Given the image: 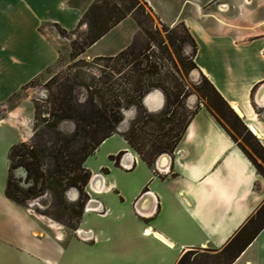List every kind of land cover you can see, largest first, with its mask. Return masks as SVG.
Returning a JSON list of instances; mask_svg holds the SVG:
<instances>
[{"label":"crops","instance_id":"crops-1","mask_svg":"<svg viewBox=\"0 0 264 264\" xmlns=\"http://www.w3.org/2000/svg\"><path fill=\"white\" fill-rule=\"evenodd\" d=\"M76 1L0 0V108L56 59L50 27H81L87 6ZM143 1L163 23L187 28L197 44L196 70L234 111L232 104L238 107L240 114L235 113L264 147V0ZM169 9L175 13L169 15ZM136 31L127 15L87 50L112 56L127 47ZM105 40L112 45L102 44ZM28 130L29 119L21 111L0 117V247L32 258L42 240L61 250L62 236L5 195L9 150L26 140ZM116 136L119 143L103 151L112 165L99 161L94 166L91 156ZM120 151L116 165L110 155ZM85 166L90 201L80 218V239L72 240L97 252L86 251L80 264H177L191 249L220 250L264 204L263 176L205 106L192 115L172 154L161 155L158 163L148 165L122 134L113 133ZM93 215L127 218L128 233L94 230ZM229 264H264V226Z\"/></svg>","mask_w":264,"mask_h":264},{"label":"rangeland","instance_id":"rangeland-1","mask_svg":"<svg viewBox=\"0 0 264 264\" xmlns=\"http://www.w3.org/2000/svg\"><path fill=\"white\" fill-rule=\"evenodd\" d=\"M76 2L87 6L85 22L73 31L50 27L54 31L56 59L13 95L5 108H0V117L15 110L21 111L23 117L29 119L30 130L25 134L23 143L40 151L41 169L51 182L57 176L52 153L55 145L67 142V149L62 151V157H67V177L77 173L68 171L71 166L69 161H73L76 166L81 165L84 145L88 142L86 131L95 128L96 124L100 126L106 123L102 118L90 115L94 109L100 110L107 118L112 110L119 109L122 119L116 125L115 133L129 135L139 153L152 158L157 146L172 144L190 114L198 107H207L209 101L223 110L224 115L215 112L221 123L264 171V155L255 141L248 138L242 125L226 108H222L209 84L194 68L192 43L182 23H163L143 0ZM167 12L169 15L175 13L171 9ZM162 14L168 18L164 11ZM127 15L137 31L123 51L111 57L98 56L87 50V47H84L83 52L80 51L97 31L105 30L116 19ZM107 43L111 46L113 42ZM138 87L146 89V92L141 98H132L133 102L128 103L126 94H132L131 90ZM152 91L160 95L161 104L158 108H150L145 103L146 95ZM62 98L73 105V116H58ZM91 100L95 108L91 106ZM119 141V137H112L89 161L94 166L99 161L112 165L104 157L103 151L116 146ZM172 152L158 155L154 164L158 163L161 155H171ZM122 156L123 152L118 156V162ZM11 164L10 180L26 190L31 181L25 180L26 171L18 164V156L14 153L11 155ZM82 166L87 168L85 161ZM65 180L63 178V183ZM89 201L86 185L82 190L67 185L62 193L55 192V188L51 187L37 196H23L24 205L39 216L43 226L51 224L57 228V235L61 232V250L42 240L40 250H34V257L29 258L5 245L0 247V264H80L81 255L86 251L94 255L96 249L85 248L81 242L72 240L80 239L77 230L83 209ZM263 220L264 210L255 217L245 235ZM91 224L94 230L105 228L111 236L123 233L118 229L127 234L131 225L127 218H98L94 215ZM228 258L229 254L223 249H191L180 264H226Z\"/></svg>","mask_w":264,"mask_h":264},{"label":"trees","instance_id":"trees-1","mask_svg":"<svg viewBox=\"0 0 264 264\" xmlns=\"http://www.w3.org/2000/svg\"><path fill=\"white\" fill-rule=\"evenodd\" d=\"M122 18L116 19L113 24H116ZM83 22H85V13L83 14L82 19H81V23H83ZM109 27H107L103 31H97L92 37H90L88 39L87 43L84 44V46L80 49V51L83 52L84 47H88L89 45L94 43L97 39H99L108 30ZM187 33H188V37L191 40L192 48H193V54H194V52L196 51V48H197V44H196L195 40L193 39V37L188 32V30H187ZM193 64H194V68H197L195 62H193ZM200 74H201V77H203L205 79V81L209 84L214 95L219 100V103L221 104L222 108L223 107L226 108L230 112V114L234 117L236 122L240 123L242 125L247 137L255 141L258 148L260 149V151L264 155V147L261 145V143L256 138V136L248 130V128L244 125V123L240 119V117L228 105V103L223 99V97L219 94V92L215 89V87L209 82V80L202 73H200ZM131 92H132V94H129V93L126 94V99H127L128 103L133 102V99L135 97L137 99L141 98L144 95V93L146 92V89L138 87L136 89L131 90ZM90 104L92 107L95 108V103L92 100L90 101ZM58 107H59V111H61V113L58 115L60 118L73 116L72 115V114H74L73 105H71V102H69L66 98L65 99L62 98L59 101ZM206 108L221 123V121L217 117L216 113H221L224 115L223 110L222 109L220 110V108H218L216 106V104L211 103L210 101L207 102ZM196 110L197 109H195V111L190 114V116L188 117L187 121L185 122V125L183 126L181 132L179 133L178 136H176L174 138L173 143L167 144V146H165V147L157 146V148L154 151V156L152 158L141 155L139 153L137 147L134 145L131 137L127 134H122V135L125 138V140L127 141V143L129 144V146H131L135 151H137L139 153L141 159L144 160L148 165H152L154 163L153 161L155 160V158L158 155L162 154L163 152H170V151L174 150L176 144L178 143L179 139L181 138V136L185 130L186 125L188 124L190 118L196 112ZM90 115L97 116V118H102L106 123H103L100 126H99V124H96L95 128H92L91 130L86 131V136H87L88 142L84 145L85 146L84 147V154H83V157L81 159V165L76 166L73 163V161H69V163H71V166L69 167L68 171L69 172L73 171L75 173L77 172L75 175H72L71 177H67V171H66L67 170V157L66 158L62 157V151L67 149V142H65L64 145H60V144L58 146L55 145L52 149V153L54 156V163H55L54 173H57L55 180L52 182L49 180V178L45 175L44 171L41 169L42 159H41L40 151L38 149H36L34 146H28L23 142L20 144H14L13 146H11V148L9 150V175H8L7 184H6V188H5V195L8 198L24 205L23 196H27V195L28 196H37V195L41 194V192L44 189H47V188L54 187L55 192H58V193H62L64 191V189L67 187V185L68 186H74V187H77L78 189L82 190L85 187V185L87 184L89 176H90V171L87 168H84L82 166V163L85 161V159L91 153L94 152V150L99 146V144L103 140H105L107 137H109L113 133H115L116 125L122 119V113L119 111V109L117 111L112 110V112H110L108 114V116H109L108 118L105 116V114H103L102 112H100V110H97V109L96 110L94 109V111H91ZM238 145L243 150V152L249 157V159L252 161V163L255 165L259 174H261L264 177V171L261 169V166L251 157V155L245 150V148L241 144L238 143ZM121 152L122 151L118 152L115 156L110 155V158L114 160L116 165H118V156L121 154ZM13 153L18 156V164L20 166H22L26 171L25 180L31 181V184L27 187L26 190L21 189L17 184L13 183L10 180L11 168L13 167V165L11 164V155ZM63 178L66 179L65 183H63V181H62ZM39 182L41 183L40 186H38ZM263 210H264V204L241 227V229L231 238V240L223 247L224 252H227L229 254V258H228L226 264H229V262L232 261L245 248V246L255 237V235L259 232V230L264 226V220H263L256 227H254L249 234L245 235L246 234L245 232L253 224L255 217L257 215H259ZM187 252H189V251H186L180 257L177 264L181 263V261L184 259V256Z\"/></svg>","mask_w":264,"mask_h":264},{"label":"bare ground","instance_id":"bare-ground-1","mask_svg":"<svg viewBox=\"0 0 264 264\" xmlns=\"http://www.w3.org/2000/svg\"><path fill=\"white\" fill-rule=\"evenodd\" d=\"M145 103L149 105L150 108H158L161 104V98L159 93L156 91H152L151 93L146 95ZM232 107L235 109L236 112H238V114H240V111L238 110V107L235 104H232Z\"/></svg>","mask_w":264,"mask_h":264},{"label":"built area","instance_id":"built-area-1","mask_svg":"<svg viewBox=\"0 0 264 264\" xmlns=\"http://www.w3.org/2000/svg\"><path fill=\"white\" fill-rule=\"evenodd\" d=\"M170 155H168V157H169Z\"/></svg>","mask_w":264,"mask_h":264}]
</instances>
